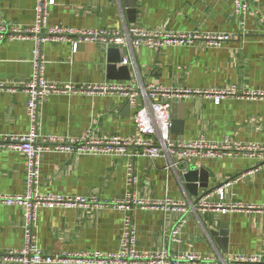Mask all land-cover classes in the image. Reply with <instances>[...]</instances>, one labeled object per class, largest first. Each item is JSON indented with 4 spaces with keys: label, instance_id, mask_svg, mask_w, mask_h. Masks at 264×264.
Segmentation results:
<instances>
[{
    "label": "crops",
    "instance_id": "1",
    "mask_svg": "<svg viewBox=\"0 0 264 264\" xmlns=\"http://www.w3.org/2000/svg\"><path fill=\"white\" fill-rule=\"evenodd\" d=\"M246 1L249 11L241 16L235 0H55L47 12L49 28L121 33L139 28L194 38L190 43L160 50L127 49L99 41L79 42L77 48L68 42H47L42 48L46 78L77 89L119 83L172 91L234 87L239 93L264 92V0ZM36 3L0 0V24L28 30L35 23ZM218 34L231 39L212 45L209 37ZM33 48L30 40L7 39L0 45V83L6 86L0 90V135L30 131L27 96L21 88L32 77ZM111 60L116 65L117 75L111 77L115 79H110ZM124 66L130 80H120ZM161 101L171 102L172 125L173 121L177 124L171 126L170 135L175 141L205 138L244 145L264 143V98L233 97L216 104L203 94H174L171 100ZM134 116L135 109L120 93L52 94L42 101L38 129L42 138H80L89 131L95 140L124 138L139 135ZM130 152L140 153L142 148H130ZM130 163L138 177L134 187L127 184ZM168 165L163 158L44 154L40 194L80 197L91 203L41 209L35 230L38 247L48 255L117 253L126 213L113 202H122L133 193L139 200L170 199L177 203L170 209L148 206L132 212L138 252L196 253L224 259L236 255L264 257V160L239 155L191 158L175 169ZM193 178L196 182L190 181ZM222 186L226 191L220 201L215 191ZM26 193L24 155L0 151V195ZM206 196L215 204L244 208L227 214L202 210L199 203ZM178 226L174 239L172 232ZM23 228L22 208L0 204V255L24 247ZM0 264L18 263L0 260Z\"/></svg>",
    "mask_w": 264,
    "mask_h": 264
},
{
    "label": "built area",
    "instance_id": "2",
    "mask_svg": "<svg viewBox=\"0 0 264 264\" xmlns=\"http://www.w3.org/2000/svg\"><path fill=\"white\" fill-rule=\"evenodd\" d=\"M55 0H37L35 8V23L24 31L16 27L0 24V45L7 39L30 40L34 43L32 52V77L22 86V92L27 96V116L30 121V131L25 134L0 135V151H17L24 155L26 162L27 193L21 195H0V204L19 206L24 216V247L20 250L0 255V260L12 261L18 264H264L262 256L236 255L224 258L202 256L196 253L171 255L168 251L148 253L137 251V232L131 214L138 207H162L170 209L177 203L166 199L165 201H144L136 199L135 194H128L124 201L113 202L120 210L126 213L120 249L117 253L104 254L102 252H80L45 254L37 244L36 222L38 212L44 208L63 207L74 208L89 205L91 202L85 198H71L61 195H43L39 192L41 178V164L44 154L49 152H65L77 156L84 155H122L132 159L145 157L150 159H167L168 168L175 169L181 161L191 158H217L249 156L264 160L263 144H233L228 140L224 142H210L205 138L199 140L175 141L170 135L172 120L170 115L171 102H162V98L171 100L172 95L180 94L191 96L203 94L220 104L227 98H264V92L239 93L236 88L221 90H176L172 91L161 86L135 87L132 84H90L76 88L71 84L60 85L49 82L46 78V60L43 55V45L47 42H68L76 48L79 42L99 41L107 46L127 49L147 47L160 50L171 45H184L190 43L192 36L177 35L164 32H147L139 28H131L125 33L118 31L74 30L62 27L49 28L47 25L48 8ZM236 11L244 16L249 11L246 0H235ZM242 27L244 22H242ZM77 36L78 40L74 41ZM231 37L218 34L209 37L212 45L219 46L229 41ZM128 65V61L124 60ZM6 86L0 83V90ZM81 91L83 94L106 95L120 93L124 95L132 108L135 109L134 125L139 132L137 136L113 137L95 140L91 138V131L80 138H64L46 136L42 138L39 133L40 107L44 98L52 94H71ZM143 101V105L141 104ZM142 148V152H130V148ZM138 183L134 164L130 163L127 172V184L134 187ZM227 186V185H226ZM226 186L216 189L220 201L225 197ZM210 196L204 197L199 208L202 210H215L227 214L232 210L243 209V206H224L215 204ZM180 227L172 232L177 239Z\"/></svg>",
    "mask_w": 264,
    "mask_h": 264
},
{
    "label": "water",
    "instance_id": "3",
    "mask_svg": "<svg viewBox=\"0 0 264 264\" xmlns=\"http://www.w3.org/2000/svg\"><path fill=\"white\" fill-rule=\"evenodd\" d=\"M121 52H122V55L124 56L123 50ZM110 62H111V65L109 66L110 79H115V78H111V77H116V75H117L116 71H115L116 70V65H115L114 61L111 60ZM120 75H123V77H121L120 80H130V76L127 75V67L126 66L121 67ZM173 122H174L173 123L174 125H172V127L173 126L175 127V125L177 124V121H173ZM190 181L191 182H196V178H193ZM203 185L204 184H201V187H204Z\"/></svg>",
    "mask_w": 264,
    "mask_h": 264
}]
</instances>
